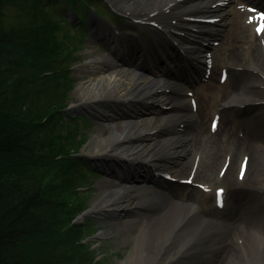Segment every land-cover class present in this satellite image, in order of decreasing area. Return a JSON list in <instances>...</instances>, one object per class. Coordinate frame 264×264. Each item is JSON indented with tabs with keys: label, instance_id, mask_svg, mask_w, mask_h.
<instances>
[{
	"label": "bare ground",
	"instance_id": "1",
	"mask_svg": "<svg viewBox=\"0 0 264 264\" xmlns=\"http://www.w3.org/2000/svg\"><path fill=\"white\" fill-rule=\"evenodd\" d=\"M109 1L144 21L158 17L165 27L166 42L152 46L151 55L161 58L175 42L182 46L187 63L180 65V72L192 76L208 68L203 78L209 80L205 85L211 83L206 85L208 97L202 94L197 98L188 82L171 70L143 67L149 53L143 41H137L139 36H122L119 41L102 29L92 33L90 42L105 51L87 49L83 53L76 100L67 105L68 110L87 108L93 112L98 125L83 149L92 162L109 168L97 184L88 213L103 220L118 218L126 228L139 227L138 234L127 235L135 244L121 264H233L238 260L236 243L243 236L248 257L242 263L264 264V221L260 217L264 206L259 192L251 187L259 181L264 163V69L255 63H261L264 53V17L259 14L252 19L259 29L256 35L254 23L244 25L243 12L235 13L231 7L236 0ZM243 1L264 5V0ZM204 3L210 5L202 6ZM201 7L209 17L218 19L204 31L186 19L191 16L187 10ZM176 8L184 10H173ZM244 31L253 37L247 39L256 43L249 44L253 58L246 64L242 63L246 48L238 39ZM216 39L218 45L214 46ZM129 43H134L131 49ZM216 47L227 64L235 65L223 78L206 65L210 49ZM125 51L128 53L122 55ZM129 53L130 58L125 59ZM196 76L194 81L200 79ZM217 106L220 113L216 109L211 114ZM244 156H249L246 185L243 190H233L226 205L219 208H198L194 203L198 188L185 192L182 185L165 183L155 175L165 172L171 178L199 184L211 177L235 186L238 164ZM227 160L229 164L221 173ZM116 165L117 170L110 168ZM137 166L150 171H139ZM136 203L146 206L148 216H122L125 210H136Z\"/></svg>",
	"mask_w": 264,
	"mask_h": 264
},
{
	"label": "trees",
	"instance_id": "2",
	"mask_svg": "<svg viewBox=\"0 0 264 264\" xmlns=\"http://www.w3.org/2000/svg\"><path fill=\"white\" fill-rule=\"evenodd\" d=\"M10 3L28 8L31 25H6ZM91 5L92 0H0V264L101 263L84 243L92 221L73 220L84 208L79 188L86 178L78 171L86 164L73 131L78 120L89 119L65 110L78 47L70 43V30L58 38L63 23L84 35L81 24L75 28L61 12L70 8L84 20Z\"/></svg>",
	"mask_w": 264,
	"mask_h": 264
},
{
	"label": "rangeland",
	"instance_id": "3",
	"mask_svg": "<svg viewBox=\"0 0 264 264\" xmlns=\"http://www.w3.org/2000/svg\"><path fill=\"white\" fill-rule=\"evenodd\" d=\"M93 3L98 5L99 10L105 11V12L106 10L108 11V8L103 3V1L95 0ZM244 6L245 4L241 0H236L235 3H233L234 12L236 13L239 11H243V13L244 12L247 13ZM111 7L115 10L119 8L116 6H114L115 7L114 8L112 5ZM85 10L86 12H84L83 9H81L80 11L87 14L89 12V8ZM28 12H29L28 8L18 5L16 3H10L9 6H7L5 9V14L3 16V19L6 22V25L10 27H20L21 25H28V24L31 25L30 22L33 19L31 18V16L28 15ZM61 14L65 16L67 19L68 17H70L72 20L74 18L72 17V14L69 8H66L65 11L61 12ZM234 16L235 14H232L233 18ZM111 19L116 22L115 31H127V32L132 31V29L124 28V26H126L127 24L119 25L122 22V20L115 18V16H111ZM89 21L90 20H88L87 22L86 20L83 25L81 24V26H83L82 30H84V32L86 33L85 35H82V33H80L77 29H73L71 25H70L71 27H69L67 24H64V23H63L62 30H60V33H58V38H60V40H63L65 39L66 36H68L67 31L70 30L74 34V39L73 41L71 39L70 43L74 47L76 45L78 47V51L75 52V54H78V57H77L78 61L75 64L71 65L70 73L68 74L69 78L72 79V81H71L70 87L67 89V98H66L67 104L66 105H69L70 103L76 100L75 91H76L77 84L81 78L80 77L81 75L79 74V67H80V64L84 62V59H85V57H83L84 56L83 53L87 49L94 50L100 53L105 51L103 47L97 44H94L93 42L92 43L90 42L92 36L90 32L91 28L89 29ZM128 21L130 23L132 22L131 20H128ZM33 22L35 23V21ZM72 22L74 23L75 28L77 25L80 27V23L76 24L74 21ZM101 22L104 27L102 30L107 29L106 24L103 21ZM135 27L142 28L140 24L132 23L131 28H135ZM145 28L151 29V27H148V26ZM242 34L243 35L240 36L238 39H240L241 41V46L246 48L243 51L245 55L242 56V59H243L242 61L247 63V61H250L253 58L252 53H251L252 48H251V45H249L250 43L248 44V39H247L248 33L244 31ZM73 42L76 45H74ZM210 54L212 57V71L215 75L219 74V71L222 68L224 67L227 68V66H230V64H227V62L223 59L221 52L219 51L217 47L213 49L211 48ZM72 58H74V55ZM261 59H262L261 63L258 62V60L255 63L264 69V59L262 56H261ZM71 62H74V60H72ZM150 64L154 65L155 63L150 61ZM176 73L179 74L180 71L179 72L176 71ZM207 80L200 81L190 88V90L196 94L197 98H198V95L202 96V94H204L203 96L208 97V95H206L208 93H205L207 89L206 85L210 84L211 82L206 83L205 85V82ZM217 95H218V92H216V95L212 98L216 99ZM219 107L220 106L213 108L212 113L214 110L216 109L218 110ZM97 125H98L97 119H95V117L90 115L88 123H85L82 120H78V128L77 127L75 128L74 123H72L71 128H69V130H72L73 127L75 128L73 131L74 139L72 140V142L80 146L79 151L80 152L82 151L85 156L87 155L86 151H84L85 144L87 143L88 139L92 136V133L95 130V127H97ZM87 163L89 164L90 167L92 166L90 165L91 162L87 161ZM227 163H228V160H227ZM81 166L83 167H80L78 171L80 172L81 170L83 173L86 174V178L84 179V182H83L84 186L79 188V190L82 192V194L80 195L81 196L80 202L84 204V208L81 212L78 213V215H76V218L73 219L74 221L77 219V217L79 219V216L82 214V212L87 211L89 207H91V203L98 192L97 184L99 180L105 177L104 174L99 173L97 171L91 172L88 166L86 165H81ZM236 168H237V165H236ZM248 172L251 175L253 174V172H250V171ZM259 176H260L259 181L254 183V185H251V187H253L259 192V197H260L259 201L262 200L263 202L264 201V163L263 162L261 163V170L259 171ZM204 180H206V187H208L209 189L199 190L197 192V195L195 196V199H194L195 200L194 203L197 205L198 208L206 207L207 205L215 206V189H216L215 187L219 185L225 189L226 197L227 195L228 196L233 195V190L235 189L243 190L242 188L245 187L246 185L244 177L238 179L236 181L235 186L229 182L228 183L224 181L219 182L217 179H213L211 177L208 179H204ZM182 188L184 189L185 192H189V191L195 190L196 187H194L193 185H184L182 186ZM60 198L65 199L67 202L71 201L70 195H67V196L62 195V197L60 196ZM146 216H148V213L146 212H143L141 210H132L125 215V218H132V217L141 218L142 217L143 219ZM260 217L264 221V213H261ZM85 219L92 221L90 226L93 227V230L91 234H88V235L85 234L84 243L89 244L92 249L96 250L97 253L94 255V257L96 260H99L101 262L100 264H121L124 258H126V256H129V254L133 252V247L135 243L133 242V240L127 238V235L131 234L132 236H134L135 234H138L139 227L137 225H131L126 228L125 224H123V221L118 218L103 220V221H98L95 218H85ZM246 233L248 234V231ZM220 236L216 237V239L213 240V244ZM243 240H245V236H243V238L238 239L239 243H242V246H240L238 242L236 243L237 245L235 246L236 247L235 251L237 252L238 260L232 259L233 264H243L242 261H244V259L248 257V250L246 249L247 242ZM244 243H246L245 248H244ZM150 246L153 248V245H150Z\"/></svg>",
	"mask_w": 264,
	"mask_h": 264
},
{
	"label": "water",
	"instance_id": "4",
	"mask_svg": "<svg viewBox=\"0 0 264 264\" xmlns=\"http://www.w3.org/2000/svg\"><path fill=\"white\" fill-rule=\"evenodd\" d=\"M76 113H78L79 111L78 110H75ZM89 210L83 212L80 216H79V220H82L84 218H97L98 216L94 215V214H91V213H88ZM78 220V217L77 219Z\"/></svg>",
	"mask_w": 264,
	"mask_h": 264
},
{
	"label": "snow or ice",
	"instance_id": "5",
	"mask_svg": "<svg viewBox=\"0 0 264 264\" xmlns=\"http://www.w3.org/2000/svg\"><path fill=\"white\" fill-rule=\"evenodd\" d=\"M257 31H259V29H258ZM214 126H215V125H214Z\"/></svg>",
	"mask_w": 264,
	"mask_h": 264
}]
</instances>
